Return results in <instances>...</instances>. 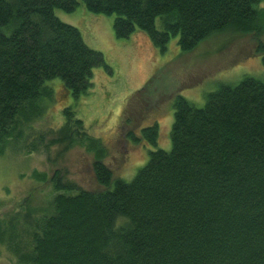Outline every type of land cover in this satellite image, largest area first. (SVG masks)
I'll use <instances>...</instances> for the list:
<instances>
[{
    "label": "trees",
    "instance_id": "obj_1",
    "mask_svg": "<svg viewBox=\"0 0 264 264\" xmlns=\"http://www.w3.org/2000/svg\"><path fill=\"white\" fill-rule=\"evenodd\" d=\"M79 2L90 12L114 14L117 38L140 31L161 52L172 37L189 52L215 34L252 35L264 68V0H0V138L20 113L42 110L37 102L48 80L60 78L80 97L92 85L94 67L109 69L102 52L55 15L56 8L70 12ZM134 100H126L123 113ZM173 106L170 148L150 150L130 180L116 176L100 153L92 162L95 188L79 187L61 168L39 175L54 192L48 213L37 217L25 205L9 213L5 230L0 221V240L7 229L15 231L16 220L30 228L32 250L19 262L264 264V74L221 84L201 107L182 95ZM62 115L53 132L64 151L84 122L73 106ZM127 136L154 146L158 125ZM88 142L97 151L98 141Z\"/></svg>",
    "mask_w": 264,
    "mask_h": 264
},
{
    "label": "rangeland",
    "instance_id": "obj_2",
    "mask_svg": "<svg viewBox=\"0 0 264 264\" xmlns=\"http://www.w3.org/2000/svg\"><path fill=\"white\" fill-rule=\"evenodd\" d=\"M54 12L60 20L76 26L89 47L102 52L109 69L94 67L92 85L80 97L66 91L60 78L48 80L42 103L37 102L42 110L34 107L29 115L20 113L8 127L9 134L0 138V221L4 230L9 213L23 211L25 205L36 208L37 217L50 210L54 192L50 182L39 175L49 177L61 168L79 187L95 188L92 162L100 153L116 176L130 180L147 161L150 150L170 148L177 95L201 107L207 93L221 84L233 85L245 75L264 74L262 54H256L257 39L249 34H215L189 52H182L177 37H172L161 52L140 31L117 38L112 27L115 15L90 12L82 2L73 11L56 8ZM155 23L162 28L159 17ZM261 24L264 27V11ZM259 39L264 42V30ZM138 90L142 91L135 95ZM130 96L135 100L123 113ZM65 106H73L84 127L73 145L61 151L53 131L61 129ZM152 123L158 125L156 145L135 142L127 136L130 129L139 136L141 128ZM88 140L98 141L97 151ZM14 230L10 234L7 229L0 240V264H22L19 259L31 253L30 228L16 220ZM26 262L30 263L27 257Z\"/></svg>",
    "mask_w": 264,
    "mask_h": 264
}]
</instances>
